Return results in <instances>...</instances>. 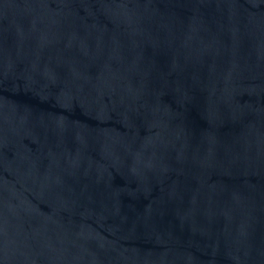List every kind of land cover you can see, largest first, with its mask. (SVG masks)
<instances>
[{
  "label": "water",
  "instance_id": "obj_1",
  "mask_svg": "<svg viewBox=\"0 0 264 264\" xmlns=\"http://www.w3.org/2000/svg\"><path fill=\"white\" fill-rule=\"evenodd\" d=\"M0 264H264V0H0Z\"/></svg>",
  "mask_w": 264,
  "mask_h": 264
}]
</instances>
